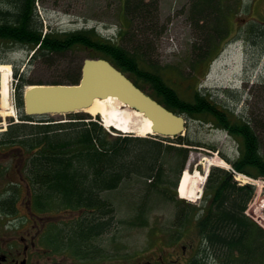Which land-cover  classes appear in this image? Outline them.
<instances>
[{
  "label": "trees",
  "instance_id": "obj_1",
  "mask_svg": "<svg viewBox=\"0 0 264 264\" xmlns=\"http://www.w3.org/2000/svg\"><path fill=\"white\" fill-rule=\"evenodd\" d=\"M37 2L0 0V51L5 48L7 52L6 48L15 46L25 47L30 52L31 64L59 67L62 76L51 83H78L84 60L77 63L65 60L57 64L54 57L67 58L70 53L80 51L88 56L107 57L140 86H148L169 109L225 130L237 141L239 150L236 159L225 157L227 161L239 172L264 178L263 144L257 132L258 129L264 131L263 121L256 123L245 118V114H236L223 106L210 91L199 86L191 87V93L183 90V95L167 80L165 67L151 58L150 36L142 41L139 33L130 34L129 29L134 24L144 31L154 32L158 28L157 22L150 24L154 21L150 17L154 16L156 0H123V15L130 25L125 31L121 29L116 38L104 36L96 27L46 31L38 14ZM191 2L193 19L213 23L209 27L210 33L216 32L220 37L222 33H230L233 27L231 17L240 12L243 5V0L234 3L230 0ZM249 11L252 14V9ZM239 28L238 37L257 48V64H253L257 67L264 56V21L251 20ZM208 41L203 48L205 50L200 47V58L193 66L215 47L217 51L213 56L222 50H218L221 44ZM128 43L134 46L129 47ZM14 75L21 121L14 122L11 118L9 127L0 133L1 209L17 212L24 193L22 183H25L30 196L29 206L34 210L82 211L78 218L52 222L51 233L55 239L72 248L78 245L81 251L98 250L99 246L92 240L110 229L114 217L113 203L104 197V193L116 190L122 183L137 177L146 186L145 197L156 194L175 205L168 244L186 236L199 241V254L228 259L241 256L252 258L255 264L264 262V228L245 212L255 194L253 185H238L231 171L212 166L200 203L178 197L177 185L191 149L205 145L193 139L189 132L175 137L116 135L103 125L99 117L94 118L86 111L69 113L70 120L57 123L49 116H30L24 110L25 87L42 83L29 79L25 71L20 72V68L15 69ZM207 146L220 152L217 146ZM10 155L11 160L6 164L5 156ZM168 166L178 173L172 189L166 187ZM11 170H15L21 181L7 182ZM147 199L137 208L135 219L141 225L148 224L149 211L152 210Z\"/></svg>",
  "mask_w": 264,
  "mask_h": 264
},
{
  "label": "rangeland",
  "instance_id": "obj_2",
  "mask_svg": "<svg viewBox=\"0 0 264 264\" xmlns=\"http://www.w3.org/2000/svg\"><path fill=\"white\" fill-rule=\"evenodd\" d=\"M156 1L154 16L150 17L154 18V21L150 24L157 22L158 28L154 32L144 31V28L134 24L129 32L130 34L139 33L138 36L142 41L150 36L152 41L150 46L151 58L157 64L165 67L167 80L183 95V90L186 89L188 93H191V87L199 86L200 89L213 93V96L223 106L231 108L236 114H245V118L256 123L260 121L264 123V57L256 71H251L257 58V48L254 45L246 44L238 37L239 27L242 24L251 20L264 21V0H243L242 9L235 8L236 10L240 9V12H236L231 17L233 27L230 33H222V37L216 32L210 33L213 23L204 22L202 19L196 22L193 19L191 0ZM235 1L230 0L231 3ZM224 2L229 3L228 1ZM122 4L123 0H38L37 7L46 31L48 29L73 30L96 27L105 36L115 37L121 29L125 31L130 25V21L123 15ZM250 9H252V14ZM142 20L145 21V19ZM146 21L149 23V20L146 19ZM132 37L130 39H133ZM208 40H212L211 43L215 45L221 44L218 50H222L217 56H213L217 51V47H215L198 65L193 66L196 60L200 58L198 54L201 50L200 47L203 49L208 44ZM133 46L134 44H131L129 47ZM6 50L8 51L6 52L4 48L0 51V60H2L0 64L10 65L12 68V71L7 75L10 101L8 103L4 101V92H2L5 84L3 74L8 72L5 70L2 71V74L0 73V107L2 111L0 114V133L9 127L11 118L14 122L21 121L15 95L16 78L14 72L16 68H20V72L24 70L29 79L42 84H49L62 76L59 67L49 68L42 63L31 64L30 52L25 47L15 46L12 49L6 48ZM87 56L86 52L80 51L75 54L70 53L67 58L54 57V60L57 64L65 60H73L77 63ZM211 56L213 57L210 60ZM252 73H254L252 81L246 87L245 80ZM145 89L148 92L151 91L148 86ZM115 108L121 111L124 107L116 105ZM91 115L94 118L99 117L103 124L107 119L101 113H91ZM43 116L51 117L54 123L70 120L68 113L38 115V117ZM121 117L112 126L106 127L111 130L120 128L126 132L132 131L128 134L131 133L135 136L156 137L154 134L145 133V129H135L133 127L134 119L129 114L122 113ZM188 132L198 143L205 145H196L191 149L187 169L192 174L200 171L205 176L212 166H220L234 174L233 179L237 181L238 185H253L255 194L248 204V211L251 212L255 220L258 219L264 225V179H254L237 171L225 158L234 160L239 156L237 141L225 130L214 128L210 123L205 124L195 119L189 120L188 130L184 133L187 134ZM257 132L261 136L264 153V131L258 129ZM120 133L114 132L116 135ZM208 144L217 146L220 152L209 148ZM10 160L11 155L5 156L4 162L6 164ZM209 161L211 165L208 170H205L207 164L210 163ZM177 175L175 169H168L166 184L168 189L173 188ZM10 181H21L15 174V170H11L7 176V182ZM132 181H126L118 189L104 193V197H108V200L113 203L114 217L111 220L110 229L97 236L94 242L101 243L108 250L121 247L120 249L123 251L131 253L155 249L154 246L151 248L152 244L157 246L162 245L163 242L166 246L164 242L168 240L169 228L175 217V205L172 201L166 202L160 199L156 194L147 196V203L152 207V210L149 211L148 224H139L135 218L138 205L146 201V186L137 177ZM22 185H24V193L17 208V216L25 214V210L30 207L29 191L25 187V183ZM204 188L202 187V194ZM188 200L198 204L202 199L201 197H194V199ZM52 212L54 214H49L52 221L70 220L80 216L78 210H52ZM132 222H137V224ZM184 238L189 239V237Z\"/></svg>",
  "mask_w": 264,
  "mask_h": 264
},
{
  "label": "flooded vegetation",
  "instance_id": "obj_3",
  "mask_svg": "<svg viewBox=\"0 0 264 264\" xmlns=\"http://www.w3.org/2000/svg\"><path fill=\"white\" fill-rule=\"evenodd\" d=\"M25 212L17 216L12 209L0 208V264H229L230 260L232 264H255L249 257L228 259L198 254L199 241L184 237L167 246L152 244L155 249L133 253L121 247L108 250L94 239L92 243L99 246L98 250L81 251L78 245L72 248L54 238L51 224L55 220L49 218L54 213L32 208Z\"/></svg>",
  "mask_w": 264,
  "mask_h": 264
},
{
  "label": "water",
  "instance_id": "obj_4",
  "mask_svg": "<svg viewBox=\"0 0 264 264\" xmlns=\"http://www.w3.org/2000/svg\"><path fill=\"white\" fill-rule=\"evenodd\" d=\"M116 96L153 120L155 132L175 136L187 129L184 114L176 113L145 93L108 59L87 58L77 84H38L26 89L27 115L66 114L90 107L97 97Z\"/></svg>",
  "mask_w": 264,
  "mask_h": 264
},
{
  "label": "bare ground",
  "instance_id": "obj_5",
  "mask_svg": "<svg viewBox=\"0 0 264 264\" xmlns=\"http://www.w3.org/2000/svg\"><path fill=\"white\" fill-rule=\"evenodd\" d=\"M8 71L5 72L4 75V88L2 92H4V98L5 102L8 103L9 100V80L8 76L9 72L12 71V68L10 65H1L0 64V73L2 74V71ZM9 105V104H8ZM116 105H120L123 110L119 111L115 108ZM83 111H88L90 113H101L104 116H106L107 119H105L106 126H112L113 123L117 120H119L122 113H127L130 116L133 117V127L138 130L145 129V133H154L153 129V120L149 117H145L143 113L139 110L130 108L129 105L124 104L121 100H119L116 96L109 95L104 98L97 97L93 104L84 109ZM2 113L1 107H0V114ZM10 114V113H8ZM210 162V161H209ZM206 164V163H205ZM211 162L207 164L206 169L210 167ZM218 165V164H217ZM184 175H182V179L180 181L179 185V193L181 197L188 198L191 200V198L194 199V197H200V193L202 191V186L205 182V176L200 171H197L195 174H192L189 170L184 171Z\"/></svg>",
  "mask_w": 264,
  "mask_h": 264
}]
</instances>
